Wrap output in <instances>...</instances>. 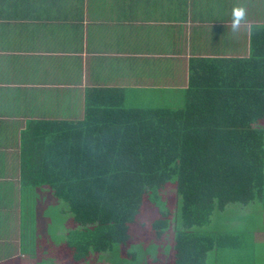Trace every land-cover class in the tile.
<instances>
[{"label": "trees", "instance_id": "16d2710c", "mask_svg": "<svg viewBox=\"0 0 264 264\" xmlns=\"http://www.w3.org/2000/svg\"><path fill=\"white\" fill-rule=\"evenodd\" d=\"M248 49L244 57H190L186 87L162 105L150 96L126 106L122 87L91 86L81 119L29 121L20 181L46 185L66 204L62 257L82 264L93 252L125 245L132 224L162 240L171 209L136 218L147 189H164L172 176L181 227L167 264H208L211 250L237 242L226 231L191 228L234 206L264 209V24L250 27ZM177 97L181 107L167 104Z\"/></svg>", "mask_w": 264, "mask_h": 264}, {"label": "crops", "instance_id": "0c3cea01", "mask_svg": "<svg viewBox=\"0 0 264 264\" xmlns=\"http://www.w3.org/2000/svg\"><path fill=\"white\" fill-rule=\"evenodd\" d=\"M236 8L245 15L234 29ZM253 24H264V0H0V264H59L70 228L48 186L21 184L29 121L81 119L91 86L122 87L127 106L172 97L190 57L247 56ZM49 204L52 225L40 212ZM49 225L62 238L42 261L24 238L33 244Z\"/></svg>", "mask_w": 264, "mask_h": 264}, {"label": "rangeland", "instance_id": "374dc122", "mask_svg": "<svg viewBox=\"0 0 264 264\" xmlns=\"http://www.w3.org/2000/svg\"><path fill=\"white\" fill-rule=\"evenodd\" d=\"M150 103L153 104L152 102ZM154 103L162 105L166 102L159 99L154 100ZM183 103L177 97L176 100H172L167 104L175 108L181 107ZM175 183L176 177L172 176L164 189L148 188L145 194L143 210L136 218L138 222L150 221L157 218L161 211L171 209L173 211L172 224L166 230L162 240H155L142 227L132 224L129 231L130 241L127 244L114 243L112 248L106 252H93L90 258L82 264H107V262L111 264H166L173 248L175 231L181 227L180 200L175 192ZM54 202L61 204L60 207L63 203L56 197H54ZM64 205L66 207V204ZM38 208L41 210L40 206ZM233 208L232 211L228 210L213 214L208 224L191 228L192 231L204 233L226 231L237 235L238 243L211 250L207 256L208 264H264V209H262L261 213L260 206L256 208L257 211L253 205L234 206ZM52 210L54 209L49 204V207L43 205L42 211H40L45 212L48 223L51 225V217L57 218L58 216H55V213H51ZM65 210L67 211L66 208ZM64 224L66 228L68 225L66 219ZM48 229L47 235L46 232L35 236L32 240L33 244L28 242V237L24 238L25 248L23 249L26 250V253L32 245L35 248L38 247V253L43 257L42 261L56 257L55 246L61 241L62 236L53 235L54 230L51 229L50 225ZM10 259L11 257L7 259V263L13 264ZM59 264H71V262L60 254Z\"/></svg>", "mask_w": 264, "mask_h": 264}, {"label": "clouds", "instance_id": "9594fccd", "mask_svg": "<svg viewBox=\"0 0 264 264\" xmlns=\"http://www.w3.org/2000/svg\"><path fill=\"white\" fill-rule=\"evenodd\" d=\"M245 9L243 8H236L233 10V28L236 29L240 21L244 18Z\"/></svg>", "mask_w": 264, "mask_h": 264}]
</instances>
